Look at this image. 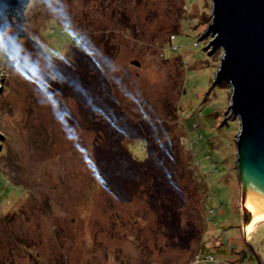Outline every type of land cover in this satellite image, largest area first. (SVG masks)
I'll use <instances>...</instances> for the list:
<instances>
[{
    "label": "rangeland",
    "instance_id": "374dc122",
    "mask_svg": "<svg viewBox=\"0 0 264 264\" xmlns=\"http://www.w3.org/2000/svg\"><path fill=\"white\" fill-rule=\"evenodd\" d=\"M21 12L24 34L0 23V264H264L230 87L211 83V0Z\"/></svg>",
    "mask_w": 264,
    "mask_h": 264
},
{
    "label": "water",
    "instance_id": "95a60500",
    "mask_svg": "<svg viewBox=\"0 0 264 264\" xmlns=\"http://www.w3.org/2000/svg\"><path fill=\"white\" fill-rule=\"evenodd\" d=\"M27 2L0 0L3 28L13 16L18 32L24 34L19 24ZM203 35L210 37V53L221 49L211 83L229 85V105L222 109L224 116L238 122L235 170L244 229L251 222L245 208L248 198L264 203V0H211V21Z\"/></svg>",
    "mask_w": 264,
    "mask_h": 264
},
{
    "label": "bare ground",
    "instance_id": "6f19581e",
    "mask_svg": "<svg viewBox=\"0 0 264 264\" xmlns=\"http://www.w3.org/2000/svg\"><path fill=\"white\" fill-rule=\"evenodd\" d=\"M251 198L245 202V208L251 214V222L244 228L245 233L252 229L255 222L264 221V203H254Z\"/></svg>",
    "mask_w": 264,
    "mask_h": 264
},
{
    "label": "trees",
    "instance_id": "16d2710c",
    "mask_svg": "<svg viewBox=\"0 0 264 264\" xmlns=\"http://www.w3.org/2000/svg\"><path fill=\"white\" fill-rule=\"evenodd\" d=\"M107 64L105 63V70L107 69ZM3 89H5L6 88V86H5V84L3 83ZM250 249H251V251H252V248L250 247V246H248ZM231 252H232V250H230ZM221 252H223V253H227V251L225 250V251H221ZM245 252L244 251H239L238 252V254L240 255L239 257L240 258H238L237 260H236V263H238V264H245V262H244V256L246 255V254H244ZM205 258V257H204ZM209 258H212L213 259V257L212 256H208V258H207V256H206V259L205 260H208ZM199 261H201V260H199ZM208 261H211V260H208Z\"/></svg>",
    "mask_w": 264,
    "mask_h": 264
},
{
    "label": "built area",
    "instance_id": "2783aa9c",
    "mask_svg": "<svg viewBox=\"0 0 264 264\" xmlns=\"http://www.w3.org/2000/svg\"><path fill=\"white\" fill-rule=\"evenodd\" d=\"M208 260H212V258H209Z\"/></svg>",
    "mask_w": 264,
    "mask_h": 264
},
{
    "label": "crops",
    "instance_id": "0c3cea01",
    "mask_svg": "<svg viewBox=\"0 0 264 264\" xmlns=\"http://www.w3.org/2000/svg\"><path fill=\"white\" fill-rule=\"evenodd\" d=\"M256 225H257V224H256ZM256 225H255V226H256Z\"/></svg>",
    "mask_w": 264,
    "mask_h": 264
}]
</instances>
